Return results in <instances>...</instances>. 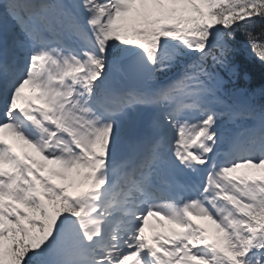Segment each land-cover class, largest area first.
Here are the masks:
<instances>
[{"label":"snow or ice","instance_id":"6c2138e0","mask_svg":"<svg viewBox=\"0 0 264 264\" xmlns=\"http://www.w3.org/2000/svg\"><path fill=\"white\" fill-rule=\"evenodd\" d=\"M240 34L264 0H0V264H264Z\"/></svg>","mask_w":264,"mask_h":264},{"label":"trees","instance_id":"16d2710c","mask_svg":"<svg viewBox=\"0 0 264 264\" xmlns=\"http://www.w3.org/2000/svg\"><path fill=\"white\" fill-rule=\"evenodd\" d=\"M254 62H260L259 60H255ZM248 64L246 66L247 71L252 74L253 80L255 83H261L264 81V64L261 63H251L246 62ZM249 80V79H248Z\"/></svg>","mask_w":264,"mask_h":264}]
</instances>
